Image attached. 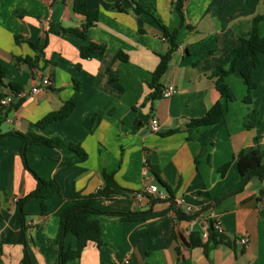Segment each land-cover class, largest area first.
Returning a JSON list of instances; mask_svg holds the SVG:
<instances>
[{"label":"crops","instance_id":"crops-1","mask_svg":"<svg viewBox=\"0 0 264 264\" xmlns=\"http://www.w3.org/2000/svg\"><path fill=\"white\" fill-rule=\"evenodd\" d=\"M74 2L0 0L5 83L27 92L4 112L0 109V129L5 133L0 138V264H22V225L14 212L17 199L36 187L20 156L22 141L13 131L59 138L86 153L84 160L77 161V153L66 144L27 148L29 166L45 179L55 176L60 186L47 199L45 214L39 198L24 205V241L32 264H58L55 239L61 210L75 193L100 188L103 171L112 173L128 192L95 202L101 211L94 218L102 244L88 242L69 264H264V178L242 183L234 160L243 148H264V53L253 69L256 86L249 94L241 76L248 56H242L236 71L224 79L231 99L224 101L222 119L187 130L192 119L205 115L220 99L211 73L225 66L227 55L247 36L254 17L264 15V0H184L182 16L177 0H84L88 10H97L86 38L68 30H81L85 22ZM137 5L147 11L137 13ZM158 20L168 33L175 31L177 47L160 83L174 85L176 92L151 102L152 73L160 55L169 49ZM258 29L264 36V20ZM30 42L42 49L32 66L19 60L38 56ZM90 42L105 49L82 58L80 51ZM43 78L49 85L41 84ZM34 85H41V90L31 93ZM6 92L11 91L0 88V94ZM68 101L74 103L68 116L45 127L37 125ZM151 117L158 120L157 131L149 128ZM227 162L222 173L220 167ZM150 183L201 210L186 212L192 217L181 219L168 200L137 201L133 193ZM148 210L159 215L121 220L116 214ZM203 216L223 226L227 242L214 245L202 238ZM185 229L205 244L192 246L186 237L190 246L184 245L178 233ZM242 237L247 244L240 242ZM76 243L73 234H66L64 247L75 248Z\"/></svg>","mask_w":264,"mask_h":264},{"label":"trees","instance_id":"trees-1","mask_svg":"<svg viewBox=\"0 0 264 264\" xmlns=\"http://www.w3.org/2000/svg\"><path fill=\"white\" fill-rule=\"evenodd\" d=\"M182 2L183 0H177L176 5V8L181 14V16ZM74 7L77 12H80L85 16V22L83 23L81 30L77 28H69L68 30L70 32L80 35L83 38H86V30L97 20V10H88L85 6L84 0H75ZM135 11L137 13H140L146 12L147 10L142 8L140 5H137ZM261 20H264V15H258L254 17L251 29L247 36L242 37L240 39L239 44L234 47L231 52L227 55L225 66H218L212 71L211 76L215 77V87L220 94V99L217 100L210 107V109L205 115L192 119L188 123L187 130L189 132L193 130L196 131L200 127L205 125H213L222 119L225 111L224 101L231 99L229 89L224 79L226 76L236 71V65L240 57L248 56V60L241 69V76L245 85L247 86L248 94L251 89L256 86V83L252 80V72L253 69L259 63V55L261 53H264V36L259 34L258 29V23ZM159 24H161L160 21ZM161 26L164 28V34L169 39V49L166 53L160 55L159 63L152 73V79L149 84L152 89V92L148 96V100L151 102L154 99L161 97L162 86L160 83V78L167 68L168 62L171 58V54L177 47V44L175 42V31H173L172 33H168L164 25L161 24ZM29 44L33 49L37 51L38 56H36L33 60L30 57H24L19 60H22L23 62H26L28 65L32 66L34 62L38 59V57L41 56L42 49H40L37 43L30 42ZM104 49L105 48L103 45H98L96 43L90 42L80 51V56L82 58H89L91 53H101L104 51ZM119 56L122 59H125L124 55L119 54ZM7 72V67L0 63V88H8L11 92L17 91L19 87H16L12 83H5V76ZM1 96L2 94H0V97ZM246 97L247 99H249L248 95ZM73 108L74 103L72 101L65 102L58 110L52 111L45 115L43 118H41L37 122V125L39 127H45L53 121L62 119L68 116L73 110ZM0 109L2 110L1 107ZM248 126H250L249 123H247V127ZM171 132H174V130ZM12 133L16 134L21 139L22 144L20 149V156L23 165L36 180L35 189L27 193L24 197L17 199L16 208L14 212L15 218L20 220L22 225V264H32L24 241V228L26 219L24 205L31 198H39L41 200V213L45 214L47 211V199L52 195L57 194L60 191V186L55 176L50 179H45L38 175L29 166L26 158L27 148L29 145L32 144H44L48 146H59L62 144H66L71 150L77 153V161L84 160L86 158V153L79 145L66 142L59 138L50 139L32 132L22 133L18 131H13ZM4 135L5 133H3L0 129V138ZM263 157L264 148H260L258 145L243 148L237 153V155L234 157V160L236 162L239 179L242 183H246L252 177H257L259 179L264 178ZM229 164L230 162L223 164L220 167V171L224 173L228 168ZM102 177L104 183L100 188H98L95 192L89 194H83L80 192L75 193L71 198V202L61 210L59 219V229L55 239V242L59 247L58 264H69L71 260L78 258L87 243L90 241L95 242L98 246L102 244L99 222L96 218H94V215L101 213V211L95 207V202L99 199L111 200L118 195L128 192L115 181L112 173H107L106 171H103ZM157 178L160 184L166 186V183L161 181L159 177ZM165 200H168L170 202L171 208L178 218L182 219L192 217V215L186 214L185 210L181 209L180 206H177L175 204L174 197L171 192L168 198L163 200L155 199L153 200V202ZM209 205L210 203L204 208L208 207ZM116 214H118L121 220H147L149 218L155 217L156 215H159V213L150 212V210L142 212H121ZM68 233H71L76 237L77 243L75 248L64 247V237ZM189 240L192 246H200L201 244H205V242L203 243L201 237L195 235L194 233L189 236ZM206 240H212L214 245L227 242V239H225L223 233L217 232L213 228H210Z\"/></svg>","mask_w":264,"mask_h":264},{"label":"built area","instance_id":"built-area-1","mask_svg":"<svg viewBox=\"0 0 264 264\" xmlns=\"http://www.w3.org/2000/svg\"><path fill=\"white\" fill-rule=\"evenodd\" d=\"M184 1V0H183ZM166 37L163 36L162 40H165ZM49 80L47 78H43L41 79V84L44 86L49 85ZM41 90V85H34L31 87L30 92L31 93H37ZM176 92V88L174 85L172 84H166L162 87L161 90V97H170L171 95H173ZM26 91L24 90H17L14 92H6L5 94H3L0 97V107L2 108V111L4 112L5 109L11 105V103L18 98H22L24 96H26ZM149 128L151 131H157L159 129V123L156 117H151L149 119ZM134 197L135 199H137V201H141L143 198L145 197H149L151 199H156V200H163L169 197V194H167L166 192L162 191L161 189H159L158 185L155 183H150L148 185H145L141 190L139 191H135L134 193ZM175 204L177 206H183L186 212H194V211H200L201 208H198L197 210L195 208H193L191 205L186 204L184 202V199L182 197H175L174 198ZM262 207L264 208V204L262 205ZM204 218L202 219L203 224L206 226L205 227V232L202 235L203 239H206L208 234H209V230L210 228H213L214 230H216L217 232L223 233V226L217 222V221H213L211 220L209 217L211 216H203ZM184 235L186 237H189L191 235V230L190 229H185L184 231ZM240 242L242 244H247V238L246 237H242L240 239Z\"/></svg>","mask_w":264,"mask_h":264},{"label":"water","instance_id":"water-1","mask_svg":"<svg viewBox=\"0 0 264 264\" xmlns=\"http://www.w3.org/2000/svg\"><path fill=\"white\" fill-rule=\"evenodd\" d=\"M179 235V239L181 240V242L186 245L187 247L190 246V243L188 241V239L186 238V236L184 234H182L181 232L178 233Z\"/></svg>","mask_w":264,"mask_h":264}]
</instances>
